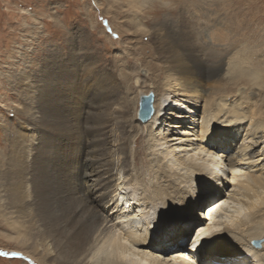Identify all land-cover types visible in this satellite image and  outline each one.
Wrapping results in <instances>:
<instances>
[{
    "label": "bare ground",
    "instance_id": "obj_1",
    "mask_svg": "<svg viewBox=\"0 0 264 264\" xmlns=\"http://www.w3.org/2000/svg\"><path fill=\"white\" fill-rule=\"evenodd\" d=\"M122 1L134 13L127 18L129 27H138L149 18L147 37L162 66L153 64L147 75L151 80L148 91H139L130 99V76L123 72L111 75L105 69L78 81L74 64L64 74L56 69L33 81L19 74L14 78L19 86L16 93L23 102L17 110L26 118V124L19 123L28 127L17 124L15 132L5 129L9 156L0 171V202L2 211L12 216L6 219L16 233V249L37 264H127L125 255L130 251L141 257L149 255V264H195L182 258L185 249L175 245V239L169 242L176 246L174 255L160 259L157 254H165L160 252V246L152 242L150 249H145L141 245L144 237H136V230L115 234L122 229L121 224L109 223L115 215L128 217L125 214L132 207L141 206L128 223L138 227L140 220H135L136 216L146 215L140 226L148 229L151 222L160 224L156 215L149 214L155 205L168 209L169 213L164 212L166 220L184 217V213L193 219L200 215L195 206L194 210L191 207L199 192L193 180L203 178L206 188L199 195L215 197L201 218L209 223L205 228L199 226L197 234L205 235L202 242L210 240L212 246L204 251L210 248L227 253L228 258H236L237 253L245 255L235 264H264V254L250 244L264 233V175L250 171L254 160L246 167L241 162L256 156L255 148L264 141V109L254 107L249 100L224 104L215 95L225 93L226 88L221 91L214 87L226 76L225 84L238 83L246 77L264 87V68L255 63L253 70L244 67L243 52L237 53L234 61L224 53L199 52L194 40L202 27H220L222 43L230 36L235 40L241 32L231 26H240L245 15L234 5L235 0L230 1L234 6L213 10L198 7L201 0H174L171 11L159 0ZM198 33L203 37V31ZM123 63L129 66L131 61ZM138 93H154L153 112L145 124L137 116ZM196 114L201 118L197 134L184 126L186 120L195 122ZM226 123L232 124L224 128L227 125L222 124ZM19 127L25 131H18ZM144 127L145 134L140 131ZM140 140L142 147L132 149L131 143L137 146ZM234 141L237 144L233 150ZM226 151L232 154L228 158H224ZM169 155L167 164L164 159ZM134 164L155 179L149 188L141 187L139 192L135 188L126 190L137 184L140 176L136 171V175L132 174ZM121 178L122 184H115ZM228 185L230 192L220 198ZM117 193L119 197L114 198ZM199 222L193 219L191 225Z\"/></svg>",
    "mask_w": 264,
    "mask_h": 264
},
{
    "label": "rangeland",
    "instance_id": "obj_2",
    "mask_svg": "<svg viewBox=\"0 0 264 264\" xmlns=\"http://www.w3.org/2000/svg\"><path fill=\"white\" fill-rule=\"evenodd\" d=\"M217 1L201 0L198 2L197 6L213 10L226 6L231 7L232 5L230 2L232 0ZM239 2L240 4H238ZM239 2L235 0L234 5L241 9L243 15H245V20H243L244 22L242 24L240 23V26H237L238 28L235 24L231 27H233V30L237 29L238 32L240 31L241 36L237 35L238 37L235 40L233 39L234 36H230L231 39L228 38L229 40L226 39L225 43H222L223 41L219 38L221 36L219 34L220 27H209L207 29L202 27L198 30L199 32L203 31L205 36L203 35L202 37V34H199L197 30V36L194 35L196 38L194 39L196 47L200 50L199 52H204L206 50L208 52L209 50V52L214 55H223L224 53L227 58L233 61L237 53L243 52L245 56L243 57L244 67H247L248 70H253L252 64L255 63L254 66L258 65L259 68H264V0H239ZM128 8L129 7L126 6L122 0H0V171H2L4 167L3 162L5 158L9 156V142L8 139L4 137L5 129L7 132H15V128L18 126L17 124L21 125V123H19L20 121L26 124V118L17 110L23 104L21 98L16 93L19 86L16 80L17 78H14L18 76V74L21 75L20 78L26 77L33 81L34 79L36 80V78H42L47 71L51 72L57 69L60 74H64L68 72L67 70L71 71L73 69L71 65L74 64V71L76 70L75 74L78 81L79 78L83 79L90 74L101 73L102 70L105 69L104 72L109 71L111 75L117 76L123 72L130 76V83L133 82L131 84L132 90L129 91L130 99L139 91L143 93L148 91L151 87V80L147 75L151 73L153 64L162 66V63L159 60L157 51L152 45L153 43L147 37L146 31L148 30V26L146 23H148L149 18H146V22H141V25L138 27H129L128 19L132 18L134 13L128 11ZM118 32H120L121 36ZM218 51L220 52L217 53ZM252 53L254 55H252ZM87 58L92 60L86 62ZM127 59L131 61V64L129 66H123V62ZM53 63L58 66L55 68L54 66L52 67ZM247 68H245L246 71ZM225 73H227V71H225ZM162 77L163 75L159 77V80H161ZM226 80L227 76L226 79H220L214 84V87L222 89L221 91L226 88L225 93L215 95L216 98H221V102L226 104L236 99L240 101L249 100L254 107L258 106L264 109V105L261 106L264 104V101L261 102V99L264 98L263 86L258 85L256 82L254 83L253 80H247L246 77L238 83L230 82V84H225ZM138 95V101H140L139 98L142 93H138ZM152 95H154V93ZM136 104V109L138 111L139 102ZM194 117L196 123L186 120L187 124H184V126L188 125L187 129H190V127L193 128L197 134L199 129L198 123L201 122V118L197 114ZM146 122L147 121L141 123L145 124ZM231 124L232 123H226L222 124V126L227 125L224 127L227 128L231 126ZM21 126L28 127L25 125ZM26 129L28 131V128ZM18 131L25 130L19 127ZM140 131H143V134H145V127L144 129H140ZM139 142V144L137 142L135 143L137 146L132 142L131 148L137 150L139 145L142 147V141L140 140ZM236 144L237 142L234 141V144L231 145L234 147L233 150L236 148ZM220 151L219 153H221ZM255 151L256 156L251 158V160H247L248 162L243 160L241 162L244 164L243 166L246 167L247 164L255 161L250 171L254 175H264V141L257 145ZM230 155H232L230 151L224 152V158H228ZM143 156L142 153L141 158H143ZM146 158H148V155ZM169 158H171V155L164 159L167 164L170 162ZM195 158L196 157H194V159ZM232 158L234 159L235 157ZM224 162L227 163V160H224ZM131 171L132 174L135 175L136 172H138L140 176L137 177V184L128 186V188H126L127 191L131 192L135 188L138 189L139 192L141 191V187L149 188L148 186L155 181V179L148 174L147 170H142V166L139 164H134ZM226 175L228 179L231 178V174L228 173ZM121 180L122 178L117 179L115 184H119L122 182ZM193 182L195 187L199 189V192L206 188L203 186V178H195ZM121 184L122 183H120V185ZM120 185H117V191L120 189ZM230 189L229 185L225 187L223 192L224 195L220 198H224L230 192ZM199 192L196 193V197L192 199L191 204V207L193 208L195 206V210L200 213V215L194 216L193 218L200 220L199 224L191 225L193 219H188V217H190L189 213H184V217H182L183 215H178L176 218L170 217L166 220L167 217L164 216V212L169 213L168 209L161 205H155L153 209H150L149 214H153L152 216L156 215V219L160 220V224L151 222L148 224V229H145V225H140L141 222L144 221L146 215H142L141 217L137 215L135 220H140L138 227L130 225L128 220L132 217V214L141 207L138 206L139 208L132 207L131 211L125 214L128 217H119L120 214L115 215L109 225L121 224L119 227L122 229L116 231L115 234L120 231L134 233L136 230L135 232L138 234L136 237H139V235L140 237H144L141 241V245L145 246V249H150L148 246L152 245V242L154 245L160 246V252L164 251L165 253L164 255L157 254L160 259L163 257V259L166 258L167 260L168 258L165 255L175 253V245H179L182 249H185L182 258H187L189 262H194L195 264H235L236 261L239 262L245 255L242 256L237 253L236 255L238 256L236 258H228L227 253H218L210 248V251H204L207 247L212 246L209 244L210 240L202 242L205 235L197 236V234L200 229L199 226L205 228L209 223L208 219L201 220V218L206 215L207 211L210 209L209 207L215 202L213 199L215 197L206 195L201 197ZM112 194L113 192L111 195ZM119 194L117 193V196L114 195V198L119 197ZM198 196L200 197L198 198ZM125 197H128V194H125ZM113 209L114 212L112 213L115 214L116 209ZM188 209H190V207ZM192 210H194V208ZM262 215H264V212ZM6 217L12 216L2 211V202H0V264H37L35 259L16 249L19 248L17 243L18 240L15 238L16 233L13 229L9 228V219H6ZM149 218L152 219V217ZM185 226L188 229H186ZM190 227L192 228L189 231ZM220 227L222 228L223 225ZM175 228L176 230L180 229V232L183 230L184 233H175ZM175 234H177V236H174ZM172 239H175L174 246H171L169 243ZM184 240L185 242L183 243ZM256 240L259 241L258 246L254 244ZM122 242L126 243L127 240L123 239ZM250 244L255 248H259L260 250L258 253L263 255L264 233L261 234L258 239H252ZM212 249L214 248L212 247ZM149 254L154 255L151 252ZM126 255L125 262L127 264H149V255L141 257V255H137L135 251H130L126 253Z\"/></svg>",
    "mask_w": 264,
    "mask_h": 264
},
{
    "label": "water",
    "instance_id": "obj_3",
    "mask_svg": "<svg viewBox=\"0 0 264 264\" xmlns=\"http://www.w3.org/2000/svg\"><path fill=\"white\" fill-rule=\"evenodd\" d=\"M152 98H153V95L151 93L149 95H141L140 96L137 116L141 122L147 121V119L151 116V114L153 112ZM254 244H255V246H258L259 241L256 240L254 242Z\"/></svg>",
    "mask_w": 264,
    "mask_h": 264
},
{
    "label": "clouds",
    "instance_id": "obj_4",
    "mask_svg": "<svg viewBox=\"0 0 264 264\" xmlns=\"http://www.w3.org/2000/svg\"><path fill=\"white\" fill-rule=\"evenodd\" d=\"M159 2L161 3V5L165 9H167L169 11H171L173 9V7L175 6L174 5V0H159Z\"/></svg>",
    "mask_w": 264,
    "mask_h": 264
},
{
    "label": "snow or ice",
    "instance_id": "obj_5",
    "mask_svg": "<svg viewBox=\"0 0 264 264\" xmlns=\"http://www.w3.org/2000/svg\"><path fill=\"white\" fill-rule=\"evenodd\" d=\"M163 258V257H162Z\"/></svg>",
    "mask_w": 264,
    "mask_h": 264
}]
</instances>
